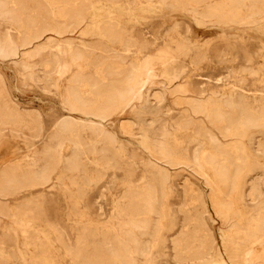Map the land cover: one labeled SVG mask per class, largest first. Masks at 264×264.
<instances>
[{
	"label": "rangeland",
	"instance_id": "1",
	"mask_svg": "<svg viewBox=\"0 0 264 264\" xmlns=\"http://www.w3.org/2000/svg\"><path fill=\"white\" fill-rule=\"evenodd\" d=\"M29 1L22 4L25 13L18 17L19 24L31 17H36L37 28L45 22L53 25L62 21L57 13L58 4L43 0L47 9L52 7L54 12L47 17L51 21H42L43 11L37 16L34 10L31 13L42 1ZM86 1L92 10L90 25H82L73 35L67 29L58 41L78 39L89 27L85 43H102L111 59L99 71L72 66L70 76L81 72L107 81L111 68H142L152 56L166 60V71L163 73L160 68L149 78L147 102L136 103L138 111L118 112L107 121L106 125L111 122L108 128L114 134V143L103 142L88 128L89 118L75 112V119L84 125L78 124L77 133L68 137L65 156L70 158L74 151L79 152V170L65 172L60 165L48 187H24L0 196V264H85L97 251L109 254L107 247L112 238L107 228L126 230L123 224L130 218L119 217L127 206L125 191L142 175L149 160L158 161L150 141L151 130L156 138H161L164 131L172 152L169 162L158 161L169 176L168 192L158 203V209L176 212L152 214L142 236L139 230L133 231L145 251L143 256L136 257L135 264H202L196 260L178 261L181 233L183 229L192 232L195 227L184 226L185 216L193 214H201L204 229L213 237L208 257L213 264H264V234L247 228L249 218L264 211V137L256 135L251 145L243 141L248 159L237 188L228 197L227 187L207 163L208 156L217 153L216 142L221 141L228 151H234V137L223 138L207 116L223 108L229 98L243 107L235 117L257 115L264 109V0ZM103 24L114 30V43L106 39ZM5 28L8 26L0 19L1 36L6 35ZM9 32L19 40V30ZM51 39L56 37L44 33L32 41L30 49L37 46L36 53L23 58L21 54L27 50L20 48L16 58L0 61V81L9 99L21 113L40 115L46 133L42 142L47 140L56 120L68 116L62 104L70 84L60 80L45 92L38 80L30 79L24 84L23 75L42 76L39 64L51 59L46 46ZM64 53L68 54V49ZM118 57L123 61L119 62ZM23 63L26 69L22 72ZM177 88L180 92L175 94ZM80 92L88 96L89 84H81ZM154 92L161 95L159 104L151 98ZM93 98L96 103L102 99L98 94ZM191 99L201 101L206 112L194 114L188 103ZM174 102H179L180 107ZM86 110L93 112L94 107L87 106ZM122 124L128 132L123 131ZM22 134L5 130L0 136V171L8 156L9 164L32 163L30 157L40 145L34 147ZM143 136L147 149L141 145ZM253 183L260 188L254 201L249 197ZM210 186L218 190L221 200L232 203L228 211L214 206ZM186 208L189 214L179 212ZM111 260L103 264H120L114 258Z\"/></svg>",
	"mask_w": 264,
	"mask_h": 264
},
{
	"label": "bare ground",
	"instance_id": "2",
	"mask_svg": "<svg viewBox=\"0 0 264 264\" xmlns=\"http://www.w3.org/2000/svg\"><path fill=\"white\" fill-rule=\"evenodd\" d=\"M25 1L0 0V19L4 25L8 26V28L4 29L6 35L2 34L1 36L0 34V61L16 58L19 55L20 48L27 50L21 54L23 58L31 53H36L38 50L37 46L32 50L30 49L33 47L32 41L44 33L49 32L52 36L56 37V39H51L46 43L51 55L50 61L38 63L42 76L29 73L28 75H23V81L26 84L30 79H34V81L38 80L43 84L45 92H49L55 86V83L60 80L69 82L70 86L66 90V98L62 104V108L68 113V116L58 118L50 133L47 134V140L42 142L41 137L45 132L42 127L41 118L39 117L40 115H35V113V116H31L29 115L30 113H21L9 99L3 83L0 81V136L5 130H10V133L22 131L26 140L34 147L40 145V148L30 157L32 160L30 165L18 166L9 164V156L5 157L7 164L0 171V196L12 194L24 187H48L52 179L56 177V171L60 165H63V171L65 172H74L80 169L79 152L74 151L70 158H66L65 156V146L69 139L68 137L77 133L79 130L78 124L84 125L83 122L75 119V112H80L84 117L89 118L87 123L88 128L98 135L103 142L114 143V134L108 128L111 122L106 125L107 121L114 114H118V112L126 113L137 110L135 108L136 103L142 104L147 102L146 85L150 82L149 78L160 68L164 69L163 73H165L167 66V62L163 57L152 56L145 62L142 68L131 66L130 68L117 70L107 65L106 68H111L107 81L96 77L90 78L81 72L70 76V67L72 66L77 65L80 68L82 66L92 67L99 71L103 69L106 61L111 59V54L104 46H101L102 43H85L84 39L89 34V27L86 31L79 34L78 39L64 40L63 43L58 41L64 35L63 33L66 32L65 30L68 29L69 34L73 35L82 25H90L92 10L89 2L86 0H51L52 4L56 3L60 7L57 13L62 18V21L53 25H51L53 22H48V24L45 22L41 27L38 24L40 28H37L36 23L38 22L35 20L36 17H28L29 19H26L27 21L24 24H19L20 18L18 17L25 13V8L22 7ZM30 1L32 2V0ZM40 1H42L40 2L41 5H39V1L37 2L38 4L35 2L36 5L31 10V13L34 10V15L37 16L43 11L45 19H42V21H45L47 17L52 16L54 10L50 7L49 9L51 10L49 11L47 4L43 0ZM49 20L51 21V19ZM49 23L51 26H48ZM102 28L106 34V39L114 43L116 40L113 37L114 30L107 24H103ZM16 29L20 32L19 40L9 32ZM64 49H68V54L64 53ZM67 57L68 62L66 61ZM118 59L119 62L123 61L122 57H118ZM21 69L22 72L26 69L25 63L21 65ZM83 83H88L90 86V94L88 96L80 92V85ZM173 92L177 94L180 90L177 88ZM95 94L102 97L99 103H96V100L93 98ZM181 94L178 93L179 96ZM151 98L157 104L161 102L160 93L154 92ZM178 103L175 106L179 108ZM188 103L191 105V110L194 114H204L206 112L201 101L191 99ZM87 106H93V112L87 111ZM242 108L239 102L233 98H229L223 108H217L210 116H207L210 119L209 122L223 138L234 137L232 141L234 144L233 152L228 151L223 143L218 140L219 142H216L215 146L217 153L215 155L210 154L207 158V163L214 175L221 184L227 187V197L237 188L240 173L248 159L243 141L246 140L248 145H251L256 135L264 137V109L257 115L248 114L243 117H235L236 111ZM243 111L245 110L243 109ZM121 128L124 132H128V127L125 124H122ZM149 134L152 136L150 141L153 142L154 156L158 161L163 160L167 163L172 157V152L169 143L165 140L164 131H161V138L153 136V130ZM141 145L144 149H147L146 138L144 136L141 137ZM74 146H77V144H74ZM158 161L149 160L142 175L137 180H134L132 186L125 191L124 199L127 201V206L122 209V214L119 213V217L129 215L130 218L126 224H123L127 227L126 230L116 228L115 226L107 228L112 238V243L107 247L110 248V253L105 254L102 251H97L91 260L85 264H103L104 262L112 261L111 259L113 258L114 260H118L120 264H135L136 257L143 256L145 251L143 248H140L141 243L135 237L133 231L139 230V235L142 236L148 229L152 214L164 216L165 214L176 212L174 210L158 209V203L168 192L169 178L167 169L161 166ZM130 174L133 177V174ZM257 183L250 185L249 197L252 201L260 193ZM210 187V196L214 206L219 207L221 211H228L232 203L229 200H221L218 197V190L213 186ZM197 201L198 203L201 202L200 199ZM179 212L189 214L187 208L185 211L180 209ZM193 215L185 216L184 226L191 224L195 227L192 232L183 229L181 238L177 242L181 247V257L178 261L196 260L201 261L202 264H213L211 260H208L209 254L213 249V237L204 229L205 226L201 214ZM247 228L253 232L264 234V211L251 216L248 220ZM215 264L225 263L220 262Z\"/></svg>",
	"mask_w": 264,
	"mask_h": 264
}]
</instances>
